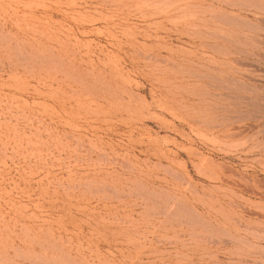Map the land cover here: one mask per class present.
Returning <instances> with one entry per match:
<instances>
[{
  "label": "rangeland",
  "instance_id": "1",
  "mask_svg": "<svg viewBox=\"0 0 264 264\" xmlns=\"http://www.w3.org/2000/svg\"><path fill=\"white\" fill-rule=\"evenodd\" d=\"M0 264H264V0H0Z\"/></svg>",
  "mask_w": 264,
  "mask_h": 264
}]
</instances>
